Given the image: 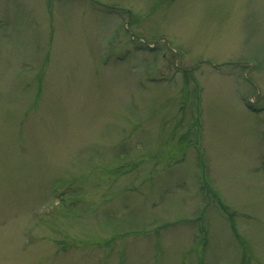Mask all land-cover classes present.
I'll use <instances>...</instances> for the list:
<instances>
[{
  "label": "rangeland",
  "instance_id": "374dc122",
  "mask_svg": "<svg viewBox=\"0 0 264 264\" xmlns=\"http://www.w3.org/2000/svg\"><path fill=\"white\" fill-rule=\"evenodd\" d=\"M0 264H264V0H0Z\"/></svg>",
  "mask_w": 264,
  "mask_h": 264
}]
</instances>
